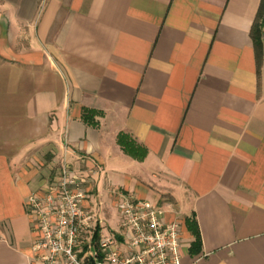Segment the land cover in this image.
<instances>
[{"label": "crops", "instance_id": "1", "mask_svg": "<svg viewBox=\"0 0 264 264\" xmlns=\"http://www.w3.org/2000/svg\"><path fill=\"white\" fill-rule=\"evenodd\" d=\"M260 4L0 0V264H37L27 200L64 167L91 208L131 195L180 221L182 264H264Z\"/></svg>", "mask_w": 264, "mask_h": 264}, {"label": "built area", "instance_id": "2", "mask_svg": "<svg viewBox=\"0 0 264 264\" xmlns=\"http://www.w3.org/2000/svg\"><path fill=\"white\" fill-rule=\"evenodd\" d=\"M90 191V180L64 167L43 197L28 198L37 264H182L180 221L166 222L151 201L123 195L119 229L102 234Z\"/></svg>", "mask_w": 264, "mask_h": 264}, {"label": "trees", "instance_id": "3", "mask_svg": "<svg viewBox=\"0 0 264 264\" xmlns=\"http://www.w3.org/2000/svg\"><path fill=\"white\" fill-rule=\"evenodd\" d=\"M250 34L256 51V56L257 58L260 59L262 52H264V0H261V4L257 12V19L254 21L252 25ZM94 114L95 112L85 109L82 115L83 121L90 124L94 123L93 120ZM118 141L121 147L123 148V150L126 151L127 153L132 154L134 151L141 152L140 150L134 148V145H132V141L125 134H120L118 137ZM186 222L188 223L189 228L195 235V241L193 242V247L199 248L200 236L196 229V224L194 220L191 219L190 220L186 219Z\"/></svg>", "mask_w": 264, "mask_h": 264}, {"label": "rangeland", "instance_id": "4", "mask_svg": "<svg viewBox=\"0 0 264 264\" xmlns=\"http://www.w3.org/2000/svg\"><path fill=\"white\" fill-rule=\"evenodd\" d=\"M92 200H90L91 203L93 202ZM91 212L100 220L102 234L110 235L111 232L119 229L120 216L117 208L111 207L110 205L100 208L95 204V208H91Z\"/></svg>", "mask_w": 264, "mask_h": 264}]
</instances>
